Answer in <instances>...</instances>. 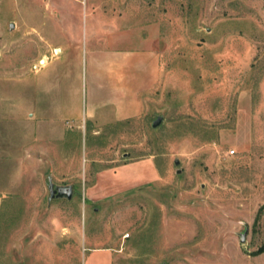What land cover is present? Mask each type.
Masks as SVG:
<instances>
[{
  "label": "rangeland",
  "instance_id": "obj_1",
  "mask_svg": "<svg viewBox=\"0 0 264 264\" xmlns=\"http://www.w3.org/2000/svg\"><path fill=\"white\" fill-rule=\"evenodd\" d=\"M69 39L158 51L138 117L73 115L86 62L78 98L59 65L40 70ZM50 178L72 199L50 200ZM98 249L111 264H264V0H0V264Z\"/></svg>",
  "mask_w": 264,
  "mask_h": 264
},
{
  "label": "crops",
  "instance_id": "obj_2",
  "mask_svg": "<svg viewBox=\"0 0 264 264\" xmlns=\"http://www.w3.org/2000/svg\"><path fill=\"white\" fill-rule=\"evenodd\" d=\"M69 32L73 30L68 29ZM97 30L94 29V32ZM98 38V36L95 35ZM100 38V37H99ZM125 38V37H124ZM123 38V39H124ZM128 38L123 40L124 44ZM140 41V40H139ZM123 44V45H124ZM88 47V46H87ZM80 45L78 39H69L60 45L61 54L47 59L43 69L51 66L60 68V81L70 79L71 90L80 97L83 71L89 69L86 112L79 109L73 114L77 119L111 123L138 117L143 108L142 94L154 86L160 75V55L155 48H131L121 46H94L91 51ZM62 75H65L63 78ZM56 81H59V78ZM56 85V84H55ZM45 94L51 90L48 78L43 82ZM60 88H62L60 84ZM52 92V91H51ZM81 113L83 116H81ZM58 118L55 116L54 119ZM61 118V117H60ZM66 118V117H65ZM112 253L98 249L90 252L84 264H111ZM104 260V261H103Z\"/></svg>",
  "mask_w": 264,
  "mask_h": 264
},
{
  "label": "water",
  "instance_id": "obj_3",
  "mask_svg": "<svg viewBox=\"0 0 264 264\" xmlns=\"http://www.w3.org/2000/svg\"><path fill=\"white\" fill-rule=\"evenodd\" d=\"M11 28H13V25H11ZM44 60H41V63H43ZM163 118L159 116L153 123V127L156 128L162 123ZM179 161H176V164H179ZM180 172V171H179ZM49 192H50V200L54 198L63 199L66 198L68 200H71L73 197V188L72 186H55L52 179H49V186H48ZM242 242H244V237L242 238Z\"/></svg>",
  "mask_w": 264,
  "mask_h": 264
},
{
  "label": "bare ground",
  "instance_id": "obj_4",
  "mask_svg": "<svg viewBox=\"0 0 264 264\" xmlns=\"http://www.w3.org/2000/svg\"><path fill=\"white\" fill-rule=\"evenodd\" d=\"M45 63V60L43 61V64Z\"/></svg>",
  "mask_w": 264,
  "mask_h": 264
},
{
  "label": "built area",
  "instance_id": "obj_5",
  "mask_svg": "<svg viewBox=\"0 0 264 264\" xmlns=\"http://www.w3.org/2000/svg\"><path fill=\"white\" fill-rule=\"evenodd\" d=\"M128 236V235H127Z\"/></svg>",
  "mask_w": 264,
  "mask_h": 264
}]
</instances>
